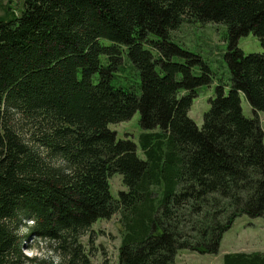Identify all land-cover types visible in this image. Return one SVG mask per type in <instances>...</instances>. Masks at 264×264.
Returning a JSON list of instances; mask_svg holds the SVG:
<instances>
[{"label":"trees","instance_id":"trees-1","mask_svg":"<svg viewBox=\"0 0 264 264\" xmlns=\"http://www.w3.org/2000/svg\"><path fill=\"white\" fill-rule=\"evenodd\" d=\"M186 22L228 28L230 82L202 128L189 112L213 74L171 40ZM250 34L264 47V0H27L0 19V264H92L84 238L115 215L119 264H178L218 254L238 218L264 219V131L240 98L264 112V55L239 48ZM138 112L144 159L109 129Z\"/></svg>","mask_w":264,"mask_h":264},{"label":"rangeland","instance_id":"rangeland-1","mask_svg":"<svg viewBox=\"0 0 264 264\" xmlns=\"http://www.w3.org/2000/svg\"><path fill=\"white\" fill-rule=\"evenodd\" d=\"M27 0H0V19L10 20L22 16ZM171 40L181 48L200 56L210 67L213 74V82L198 90V97L194 100L189 117L199 128L204 124V115L210 110V100L215 96L217 84L222 82L229 85L230 71L226 61L229 49L228 28L224 24L213 23H184L179 29L171 32ZM147 49H150L146 46ZM239 48L245 54H262L264 47L253 34L239 40ZM155 53V52H154ZM194 73L202 74L201 68L196 66ZM229 92V87H226ZM243 114L247 118L258 116L264 131V112L255 114L249 101L243 93L240 94ZM109 129L117 133L119 140L130 139L138 145L137 154L144 159L140 147V113L128 122L111 124ZM111 193L115 198L127 188L123 184L120 175L113 176L110 181ZM124 228L121 216L115 215L110 220L96 222L89 234L84 238L85 244L89 243L90 236L94 239V252L92 264H119V250L122 244ZM31 243V241H30ZM40 252L27 250L30 256H45L46 246L41 245ZM231 253H263L264 254V219H251L248 216L238 218L232 228L225 233L220 250L216 255H202L191 251H180L177 256L178 264H224V257Z\"/></svg>","mask_w":264,"mask_h":264},{"label":"bare ground","instance_id":"bare-ground-1","mask_svg":"<svg viewBox=\"0 0 264 264\" xmlns=\"http://www.w3.org/2000/svg\"><path fill=\"white\" fill-rule=\"evenodd\" d=\"M30 256V255H29Z\"/></svg>","mask_w":264,"mask_h":264}]
</instances>
